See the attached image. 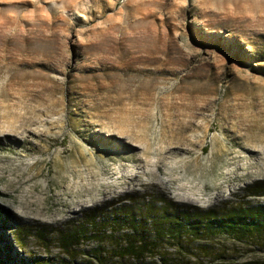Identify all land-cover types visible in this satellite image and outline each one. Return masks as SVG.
I'll use <instances>...</instances> for the list:
<instances>
[{
	"label": "rangeland",
	"instance_id": "374dc122",
	"mask_svg": "<svg viewBox=\"0 0 264 264\" xmlns=\"http://www.w3.org/2000/svg\"><path fill=\"white\" fill-rule=\"evenodd\" d=\"M258 180L264 0H0V245L12 255L62 257L53 240L19 248L17 221L56 227L141 184L221 207Z\"/></svg>",
	"mask_w": 264,
	"mask_h": 264
},
{
	"label": "trees",
	"instance_id": "16d2710c",
	"mask_svg": "<svg viewBox=\"0 0 264 264\" xmlns=\"http://www.w3.org/2000/svg\"><path fill=\"white\" fill-rule=\"evenodd\" d=\"M239 191L221 207L202 209L176 201L157 185L141 184L56 227L17 221L11 235L19 248L28 237L45 247L53 240L62 257L17 258L7 243L0 245V264H264L263 254L235 258L212 245L264 247V204L242 198L245 191L264 196V180ZM8 217L0 207V228ZM83 239L95 244L80 252Z\"/></svg>",
	"mask_w": 264,
	"mask_h": 264
}]
</instances>
